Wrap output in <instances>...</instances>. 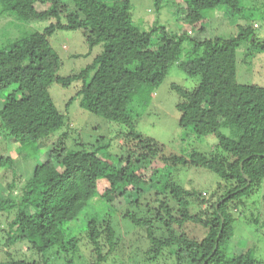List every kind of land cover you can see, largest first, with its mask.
Masks as SVG:
<instances>
[{
	"label": "trees",
	"instance_id": "trees-1",
	"mask_svg": "<svg viewBox=\"0 0 264 264\" xmlns=\"http://www.w3.org/2000/svg\"><path fill=\"white\" fill-rule=\"evenodd\" d=\"M65 1L74 9L69 11ZM152 3L156 15L165 8L185 28L169 30L156 17L149 30L140 29L132 21L131 0H0V19L15 16L47 23L42 31L0 41V128L8 142L24 151L64 124V114L49 93L52 83L68 87L80 81L66 106L77 100L81 108L127 128L121 154L108 151V142L100 144L101 138L66 146L67 132L60 133L44 152L47 158L27 173L20 196L0 193L5 242L25 241L37 256L8 254L0 264H49L51 250L57 259L65 253V263L74 264L82 247L92 257L91 264H102L117 247L116 212L144 231L148 248L142 259L147 263L167 249L177 264H264V258L255 257L251 242L236 249L233 230L234 211L264 180V86L238 80L236 51L247 41L248 51L264 52V39L257 38L248 23H237L233 35L208 34L207 20L226 17L210 11L224 7L230 16L240 17L239 0ZM76 30L89 49L100 45L101 51L79 72L60 75L61 58L50 37L56 31ZM173 65L198 81L190 90L170 87L180 97L175 104L179 131L185 138L212 136V153H166L162 143L136 128L132 103L147 106L149 95ZM5 152L0 154L1 179L16 174L13 166L19 158ZM181 167L205 168L218 176L210 193L216 195L211 211L190 209L191 199L195 202L201 194L175 182L172 173ZM261 205L264 211V193ZM89 206L86 223L75 228ZM186 223L200 225L203 235L185 234ZM260 223L264 227V218Z\"/></svg>",
	"mask_w": 264,
	"mask_h": 264
},
{
	"label": "rangeland",
	"instance_id": "rangeland-1",
	"mask_svg": "<svg viewBox=\"0 0 264 264\" xmlns=\"http://www.w3.org/2000/svg\"><path fill=\"white\" fill-rule=\"evenodd\" d=\"M64 3H66L69 11L74 9L72 3L68 1ZM239 4L242 7V15L240 17H237L236 14L230 16L227 9H223L224 7L210 11L209 14L211 15H226V17L209 19L204 23L205 26H208V34L211 37L233 35L236 32L237 23L242 26L248 23L253 27L255 36L260 38V40L264 39V0H239ZM152 5V0H131L132 21L140 29L149 30L151 22L156 17L158 22L166 25L169 30L181 31L185 28L182 24L177 25L174 14L168 12L165 8L160 9L159 14L156 15ZM38 8H43V4L39 3ZM46 24L44 20L23 21L15 16L1 18L0 41L12 42L32 32L42 31ZM50 43L61 58V65L58 71L60 75L79 72L90 62L92 57L101 51L100 45L89 49L80 30L56 31L50 37ZM248 47H250L249 42L243 41L236 51L238 80L242 83L264 86V52L255 49L248 51ZM244 54H246V59ZM197 82V79L194 80L188 77L178 65H173L160 86L149 95L150 103L147 106L144 107L143 103L139 102L132 103L137 117L135 118L137 130L143 135L162 143L166 153L181 154L184 153V149H196L206 154L215 151V139L212 136L189 135L188 138H185L179 131L178 118L180 113L176 109L175 104L180 97L170 87L176 84L186 90H190ZM79 88L80 81H75L68 87H62L57 83L50 85L49 93L57 109L64 114V124L49 139L39 141L21 151L14 148V144L8 142L7 135L0 128V154L4 151L8 153L7 155L10 153L19 154V158L13 166L16 174L12 176L8 173V177L0 178V193L3 197L17 198L20 196V188L27 178V173L32 171L36 163L47 158V154L44 152L50 148L52 142L57 141L59 134L62 132H67V138L64 140L66 146L72 147L75 143L93 144L101 138L103 141L100 144L108 142V151L112 154L123 153L126 147L124 135L127 129L124 125L106 120L81 108L77 100L66 106L68 99L76 95ZM172 175L176 183L188 189L195 188L201 194L197 201L194 202L191 199L190 209L192 211H211L210 204L216 200V195L211 196L210 193L215 188L216 183L220 181L216 174L205 168L181 167V169L175 170ZM9 181L13 183L10 187L7 185ZM263 193L264 180L258 190L248 199L247 203L243 207L238 206L234 211L235 220L233 222L236 249H242L248 242H251L255 246L254 254L258 260L264 258V227L260 223V220L264 218V211L261 205ZM91 208L89 206L81 214L77 225L74 226L75 228H80L86 223ZM113 223L116 231L114 242H117V247L107 255L102 264H177L173 259L174 256L170 255L167 249L158 258L148 259L153 262L147 263L146 260L143 261L142 258L148 248V241L144 237V231L124 220L120 212H116ZM1 226L2 223L0 222V261L8 258V254L14 258L32 259L33 257V259H36L37 256L33 255L25 241L7 244L5 242L6 235ZM182 230L185 234L187 233L195 238H200L204 233V229L195 223H186ZM78 248L80 247L78 246ZM107 248L106 246L103 250ZM119 250L123 256L119 254ZM78 253L81 257H76L73 260L74 264H91L92 257L88 256L86 249L82 247ZM49 257L51 259H49V264H67L65 263L67 261L64 260L65 253H61V257L57 259L54 251L51 250Z\"/></svg>",
	"mask_w": 264,
	"mask_h": 264
}]
</instances>
